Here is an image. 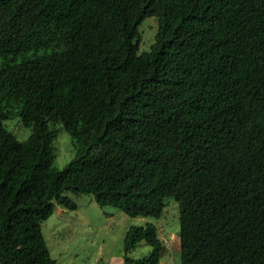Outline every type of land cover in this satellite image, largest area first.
Listing matches in <instances>:
<instances>
[{
    "label": "trees",
    "instance_id": "trees-1",
    "mask_svg": "<svg viewBox=\"0 0 264 264\" xmlns=\"http://www.w3.org/2000/svg\"><path fill=\"white\" fill-rule=\"evenodd\" d=\"M54 124L73 146L61 168ZM66 192L129 216L169 196L180 264H264V0H0V264H56L41 222L76 208ZM163 249L130 225L120 264Z\"/></svg>",
    "mask_w": 264,
    "mask_h": 264
},
{
    "label": "rangeland",
    "instance_id": "rangeland-1",
    "mask_svg": "<svg viewBox=\"0 0 264 264\" xmlns=\"http://www.w3.org/2000/svg\"><path fill=\"white\" fill-rule=\"evenodd\" d=\"M158 28L155 16L145 17L138 31L141 39L138 53L147 50ZM9 130L20 140L26 139L30 128L24 126L18 116L4 121ZM56 130L52 139L53 164L61 168L73 156V146L68 132L60 124L51 125ZM76 208L54 204L52 214L41 222L50 254L56 264H120L123 255V239L130 225L153 223L163 242L164 249L159 264H180L179 259V211L177 202L166 197V205L160 216H129L112 205L100 206L92 194L66 192ZM151 246L140 240L129 251L131 257H143Z\"/></svg>",
    "mask_w": 264,
    "mask_h": 264
}]
</instances>
